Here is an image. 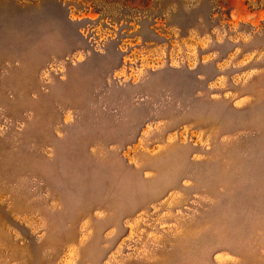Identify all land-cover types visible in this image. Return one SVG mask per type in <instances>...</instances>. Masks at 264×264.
Segmentation results:
<instances>
[{
  "label": "rangeland",
  "instance_id": "374dc122",
  "mask_svg": "<svg viewBox=\"0 0 264 264\" xmlns=\"http://www.w3.org/2000/svg\"><path fill=\"white\" fill-rule=\"evenodd\" d=\"M0 264H264V0H0Z\"/></svg>",
  "mask_w": 264,
  "mask_h": 264
}]
</instances>
